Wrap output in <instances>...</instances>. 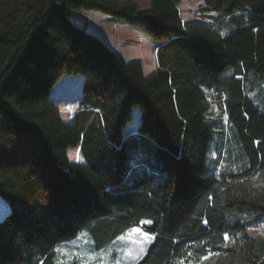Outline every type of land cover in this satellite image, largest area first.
<instances>
[{"label":"trees","instance_id":"obj_1","mask_svg":"<svg viewBox=\"0 0 264 264\" xmlns=\"http://www.w3.org/2000/svg\"><path fill=\"white\" fill-rule=\"evenodd\" d=\"M205 3L222 13L218 29L185 23L181 0L145 12L134 0H0V264H57L56 247L80 233L101 251L141 225L153 242L137 264H264L250 233L264 225V111L245 83L264 76V0ZM88 12L158 44L157 69L144 75L70 19ZM65 76L84 77L72 124L50 98ZM209 98L242 153L207 169ZM136 108L163 178L129 176Z\"/></svg>","mask_w":264,"mask_h":264},{"label":"rangeland","instance_id":"obj_2","mask_svg":"<svg viewBox=\"0 0 264 264\" xmlns=\"http://www.w3.org/2000/svg\"><path fill=\"white\" fill-rule=\"evenodd\" d=\"M134 1L138 4L139 12L150 9V0ZM207 8L205 0H181L179 10L185 23H201L218 29L222 13L208 11ZM70 19L74 25L86 27L89 33H96L108 42L110 40V46L115 51L120 53L122 50L132 64L143 66L144 75L149 76L157 69L158 44L153 45L149 37L137 27L126 28L121 26V23L107 24L108 21H105L102 16L89 13L74 14ZM105 29L113 37H108ZM83 81V76H65L50 93V98L58 107L62 120L66 124L73 123V118L79 108ZM245 83L249 97L260 110L264 111V76L252 73ZM258 83L261 84L258 85ZM202 90L210 97L211 89L202 88ZM209 100L210 106L209 113L206 115V123L213 128L214 132L206 160L207 169L213 162L222 161L221 165L227 166L226 160L233 161L238 154L242 153L241 146L234 144L235 139L231 135L232 125L224 103L218 105L211 98ZM138 112L141 113L138 108L134 109V122L124 129L125 143L129 151V176L144 172L163 178L166 173L158 165L153 143L149 139L137 135V130L134 128L138 122ZM230 150L232 151L231 157L224 153ZM68 158L71 163L79 162V150L70 149ZM8 213L7 204L0 198V220L4 219ZM255 217L256 215L253 214V218ZM148 224L149 222H144V225ZM250 233L264 239V225L252 229ZM152 242L153 237L146 233L141 225L128 230L105 249L96 251L89 236L86 233H80L73 240L56 247V262L57 264H137L145 257Z\"/></svg>","mask_w":264,"mask_h":264},{"label":"crops","instance_id":"obj_3","mask_svg":"<svg viewBox=\"0 0 264 264\" xmlns=\"http://www.w3.org/2000/svg\"><path fill=\"white\" fill-rule=\"evenodd\" d=\"M89 14H96V15H98V16H102L103 17V19L105 20V21H108L107 22V24H117V23H115L111 18H109V17H107V16H104V15H102V14H99V13H93V12H88ZM121 26H125L126 28H129V27H131V26H128V25H124V24H120ZM105 33H106V35L108 36V37H113V35L110 33V32H108L106 29H105ZM92 34H94L95 36H97V37H99L101 40H103L106 44H107V46L112 50V51H114V52H116L118 55H120L124 60H125V62L127 63V64H132L131 63V61H129V59L123 54V52H122V50L120 51V53L119 52H117V51H115L114 49H113V47L112 46H110V40H109V42L108 41H106L105 39H103L102 37H100L98 34H96V33H92ZM113 42H115V41H113ZM111 44H113V43H111ZM153 45H157V44H155V43H153ZM155 71V70H154ZM133 113H134V110H133ZM140 117H141V114L138 112V122H137V124L134 126V128L137 130L138 129V125H139V123H140ZM133 122H134V114H133ZM132 135V134H131ZM130 135V136H131Z\"/></svg>","mask_w":264,"mask_h":264},{"label":"snow or ice","instance_id":"obj_4","mask_svg":"<svg viewBox=\"0 0 264 264\" xmlns=\"http://www.w3.org/2000/svg\"><path fill=\"white\" fill-rule=\"evenodd\" d=\"M150 223V222H149ZM227 239V236L225 237ZM203 259H208V257H203ZM181 264H183V262H181Z\"/></svg>","mask_w":264,"mask_h":264},{"label":"clouds","instance_id":"obj_5","mask_svg":"<svg viewBox=\"0 0 264 264\" xmlns=\"http://www.w3.org/2000/svg\"><path fill=\"white\" fill-rule=\"evenodd\" d=\"M158 49V48H157Z\"/></svg>","mask_w":264,"mask_h":264}]
</instances>
